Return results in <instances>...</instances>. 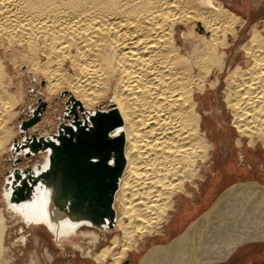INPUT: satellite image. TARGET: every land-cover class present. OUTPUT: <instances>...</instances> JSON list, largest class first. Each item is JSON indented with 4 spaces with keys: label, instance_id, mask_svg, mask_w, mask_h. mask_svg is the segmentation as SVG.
I'll list each match as a JSON object with an SVG mask.
<instances>
[{
    "label": "bare ground",
    "instance_id": "bare-ground-1",
    "mask_svg": "<svg viewBox=\"0 0 264 264\" xmlns=\"http://www.w3.org/2000/svg\"><path fill=\"white\" fill-rule=\"evenodd\" d=\"M236 12L225 0H0V165L7 147L10 153L0 191V264H16L6 240L18 225H44L59 245L77 236L92 247L100 233L114 230L108 245L84 252L96 264H121L145 238L162 234L172 214L183 217L177 213L180 197L190 208L187 199L195 200L215 149L204 128L201 98L222 78L223 100L238 133L235 145L260 143L264 150V19L248 27ZM237 45L243 61L231 63L229 53ZM10 67H22L21 74L41 84L45 100L35 103H45V112L48 98L67 96L53 133H40L39 120L20 134L24 115L12 125L20 109L29 118L36 108H21L24 78L14 80ZM105 105L117 116L111 134L122 137L124 156L112 227L80 232L95 227L71 223L48 208L40 188L32 203L11 201L13 169L29 166L36 172L15 144L31 133L56 134L60 121L71 122L70 108L82 120L79 107L87 118ZM38 155L43 170L47 153ZM16 158L20 162L13 165ZM251 240H264V185L242 182L170 242L153 244L138 264H210ZM26 241L23 235L15 242ZM73 248L83 251L79 243Z\"/></svg>",
    "mask_w": 264,
    "mask_h": 264
},
{
    "label": "rangeland",
    "instance_id": "rangeland-1",
    "mask_svg": "<svg viewBox=\"0 0 264 264\" xmlns=\"http://www.w3.org/2000/svg\"><path fill=\"white\" fill-rule=\"evenodd\" d=\"M225 1L232 2L236 8V14L240 15L242 18H246V26L264 19V0ZM248 27L244 28L242 33H247ZM228 61L231 63L243 61L239 45L232 48L229 53ZM8 69L9 74L15 78L14 80L17 78H24L22 88L23 98L20 102L21 108H36L38 106V103H35L37 98L45 100V92H43L41 84L39 83L40 86L36 85L34 79L25 76V74H21V71L23 70L22 67H20L19 70L16 69V71H14L12 67ZM16 72L19 73L17 76L15 74ZM222 80H220L216 90L208 89L201 98L200 111L205 113L203 115L204 128L207 131L209 141L214 145L215 149L211 153V161L206 165V168H204L205 179L203 178L204 180L200 185V190L195 193V200H192V198L187 199L188 207L190 208H186L188 209L186 210L185 207L187 206L182 203L185 199H182L181 196L179 200L181 206H178L177 213L180 212L185 218L181 217V215L173 216L174 214H172L169 218L171 221L163 226L164 229L162 234L160 233L158 236L145 238L142 247L137 251L129 252V256H127L121 264H138L153 244H165L170 242L173 237L182 233L188 224L192 223L202 213L206 212L218 196L230 186L242 182H257L260 185H264V150L260 143L254 144L251 148L247 146L246 141H243L244 144L241 146L235 145L234 142L235 139L238 138V133L232 125L231 112L223 100V90L225 85ZM17 82L18 81H15V84ZM34 89H36L37 92H33ZM40 92L42 94H40ZM65 99H67V96L55 95L46 100L48 102L46 112L44 111L45 113L36 127L40 133L45 135L55 131V124H57L56 119L60 116L61 110L64 108L63 100ZM98 109L106 110L110 108L105 105V108L104 106H99ZM20 110L17 113L19 117L17 115L16 119L12 120V125L14 122L17 124L19 123L20 116L24 115V119L28 118L26 113L23 111L21 112ZM24 119H22V121H24ZM239 149H243V151ZM9 154V148L7 147L1 158L0 191L3 189L2 184L6 172L10 168V161L8 160ZM37 161L40 162L39 155L31 157L30 162L27 164L34 165ZM24 164L25 163L23 162L22 165ZM1 194L2 192H0V202L2 203ZM12 223H9V225H12ZM80 229V232H86L87 230L97 231V228L93 229L84 226ZM114 233V230L108 233H100V239L97 243L98 245L96 244L95 247H92L89 242L84 241L77 236L74 240L71 239L64 242L63 245H59L53 239V234L44 225L35 230L18 225L17 227L12 228V231L8 233L10 237H8L9 239L6 240V243L12 245V250L10 249V252H14L13 250H15L17 257L15 261L16 264H29L30 262H34V264H96L91 258H87L84 251H87L90 248L93 254L102 246L108 245V241ZM23 235L27 240L26 244L21 245V243H16L15 241ZM75 243L81 245L83 253L78 252V250L73 248V244ZM49 255L52 257L51 259H48ZM11 257L13 256L11 255ZM218 261L211 262L210 264H264V240H251L245 242L242 245L237 246L224 260L221 261L220 259Z\"/></svg>",
    "mask_w": 264,
    "mask_h": 264
},
{
    "label": "water",
    "instance_id": "water-1",
    "mask_svg": "<svg viewBox=\"0 0 264 264\" xmlns=\"http://www.w3.org/2000/svg\"><path fill=\"white\" fill-rule=\"evenodd\" d=\"M38 102L31 117L21 122L20 134L39 122L45 103ZM70 109L71 122L60 121L56 134L43 138L31 133L15 144L16 152L22 150L25 159L46 152L47 164L42 170L39 162H35L36 172L29 166L13 169L11 201L32 203L35 188H40L48 208L69 222L111 228L114 194L124 168L123 139L111 134L119 125L117 116L113 111L96 109L92 114L87 112L85 118L79 107L82 114L79 120L75 109ZM19 162L16 158L13 165Z\"/></svg>",
    "mask_w": 264,
    "mask_h": 264
}]
</instances>
